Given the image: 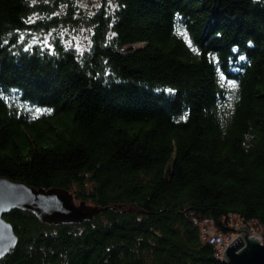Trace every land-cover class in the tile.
<instances>
[{
	"label": "trees",
	"instance_id": "trees-1",
	"mask_svg": "<svg viewBox=\"0 0 264 264\" xmlns=\"http://www.w3.org/2000/svg\"><path fill=\"white\" fill-rule=\"evenodd\" d=\"M108 1L0 0V175L104 207L11 209L0 264H227L199 222L264 236V0ZM68 22L90 29L83 51L33 41Z\"/></svg>",
	"mask_w": 264,
	"mask_h": 264
},
{
	"label": "water",
	"instance_id": "water-1",
	"mask_svg": "<svg viewBox=\"0 0 264 264\" xmlns=\"http://www.w3.org/2000/svg\"><path fill=\"white\" fill-rule=\"evenodd\" d=\"M19 208L34 214L40 221L49 224H68L89 220L104 209L85 202L75 204L67 190L57 187L35 188L23 181L0 175V258L16 246L18 236L12 224L4 218L11 209ZM235 229L230 226L224 229ZM223 252L227 264H264V245L259 238L250 236L243 225Z\"/></svg>",
	"mask_w": 264,
	"mask_h": 264
},
{
	"label": "rangeland",
	"instance_id": "rangeland-1",
	"mask_svg": "<svg viewBox=\"0 0 264 264\" xmlns=\"http://www.w3.org/2000/svg\"><path fill=\"white\" fill-rule=\"evenodd\" d=\"M53 1H56L58 4V8L53 14H63L65 10L67 11L68 4L70 3L73 6V10L76 11L75 15L80 14H91L97 7L100 5L102 0H31V2H42V3H52ZM109 6H113V1H108ZM36 16L44 17L47 15H40L35 14ZM34 15V16H35ZM54 16V15H53ZM90 29L87 28L83 24H74V23H66V24H59L58 26L49 29L48 31L42 32L39 35H33L32 39L33 41L37 43L40 42L44 46H51V42L55 37H58L65 46L73 47L75 50L81 52L89 45L90 42ZM137 45H133V47H136ZM75 204H78V201L73 200ZM244 223L236 216H231L229 218V222L227 223V226H230L232 228L238 229L240 226H243ZM212 224H208L207 228L212 229ZM249 228L250 236L254 235L258 237L261 241V243L264 245V236L263 232L260 226L256 224L254 221H250L249 224H247ZM235 229H225V233H227V236L232 241L237 235H241L239 230ZM230 241V242H231ZM228 246V245H227ZM226 246V247H227ZM226 249V248H225Z\"/></svg>",
	"mask_w": 264,
	"mask_h": 264
},
{
	"label": "built area",
	"instance_id": "built-area-1",
	"mask_svg": "<svg viewBox=\"0 0 264 264\" xmlns=\"http://www.w3.org/2000/svg\"><path fill=\"white\" fill-rule=\"evenodd\" d=\"M238 220H240V219L238 218ZM194 222H196V220ZM208 224H212L213 225L212 229L207 228ZM247 224H249V222L244 224V225L246 227H248ZM199 225L201 227V235H202L203 240L208 242V243H210V244H212L214 246L215 253L223 254L226 246L231 241L229 239V237L227 236V233L223 232L222 230H219L216 226H214V224L210 220H207V219H204V220L200 221Z\"/></svg>",
	"mask_w": 264,
	"mask_h": 264
},
{
	"label": "bare ground",
	"instance_id": "bare-ground-1",
	"mask_svg": "<svg viewBox=\"0 0 264 264\" xmlns=\"http://www.w3.org/2000/svg\"><path fill=\"white\" fill-rule=\"evenodd\" d=\"M135 45H138V44H135ZM237 217V216H236ZM248 228V227H247ZM249 229V228H248ZM215 255L217 256V257H219L221 260H222V258H223V254H217V253H215Z\"/></svg>",
	"mask_w": 264,
	"mask_h": 264
}]
</instances>
